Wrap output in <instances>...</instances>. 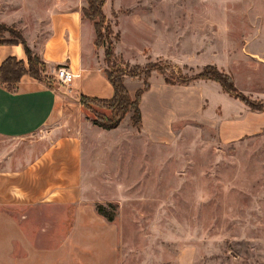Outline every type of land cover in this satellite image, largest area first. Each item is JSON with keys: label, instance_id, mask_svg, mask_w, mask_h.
I'll use <instances>...</instances> for the list:
<instances>
[{"label": "crops", "instance_id": "crops-1", "mask_svg": "<svg viewBox=\"0 0 264 264\" xmlns=\"http://www.w3.org/2000/svg\"><path fill=\"white\" fill-rule=\"evenodd\" d=\"M87 6V0H0V23L21 32L46 64L48 76L63 66L76 75L70 86L54 79L49 85L30 75L14 88L0 81V137L20 145L30 142L29 149L16 157L17 167L0 171V264H120L123 241L117 224L97 210L98 205L113 203L123 207L127 201L125 175L114 166L118 150L123 157L127 142L170 145L181 134V126L191 123L216 127L227 141L264 132V112L242 106L213 81L186 86L151 82L141 99L140 129L124 131V122L114 130L94 125L81 97L110 100L114 89L103 50L95 47L94 24L83 17ZM103 11L113 17V0H107ZM134 21L139 23L138 18ZM167 24L163 25L168 30L161 33L162 51L147 47L143 56L193 68L216 65L234 78L232 67L239 61L228 37V42L222 36L215 43L208 38L215 30L205 29L199 34L207 37L196 42L195 37L183 38L193 28L182 34L183 28L175 32ZM224 29L219 33L228 36L229 26ZM185 40L194 45L191 54L176 48ZM120 44L116 56L131 63ZM167 44H175L179 54L170 49L165 55ZM261 51L251 44L242 46V55L252 66L263 65ZM10 57L27 66L22 45L0 46V67ZM125 85L134 98L143 82L127 78Z\"/></svg>", "mask_w": 264, "mask_h": 264}, {"label": "rangeland", "instance_id": "rangeland-1", "mask_svg": "<svg viewBox=\"0 0 264 264\" xmlns=\"http://www.w3.org/2000/svg\"><path fill=\"white\" fill-rule=\"evenodd\" d=\"M113 10V17L107 18L104 25V39L115 48L121 41V51L131 60L130 63L122 59L123 62L142 67L151 63L163 69L159 72L154 68L148 76L149 83L165 82L172 75L177 79H192L207 66L217 67L193 68L143 56L142 51L147 47L162 51L161 33L168 30L164 23L175 32L183 28L182 34L190 33L187 29H195L183 38L195 37L196 42L207 37L199 32L215 30L208 38L213 37L215 43H220L222 36L225 40L228 37L239 61L232 67L238 92L249 100L264 101V61L262 66L256 63L252 66L242 55L244 44L261 48L264 54V2L113 0ZM5 26L13 27L20 35L16 27ZM228 26V36L219 33ZM0 35L13 38L7 31ZM174 45L163 48L165 55L170 49L172 54H179L174 52ZM193 47L185 40L176 48L191 54ZM100 49L106 64L105 47ZM146 53L149 55V51ZM131 79L143 83L146 80L145 75ZM198 81L210 80L200 79L192 84ZM228 95L249 108L240 99ZM88 106L90 110L85 112L91 119L95 116L92 110L99 115L113 116L105 105ZM133 115L130 111L121 121L124 122L122 130L132 128ZM180 132L177 140L167 146L127 142L123 157L118 156L119 150L116 152L114 166L125 175L128 197L123 207L118 203L104 207L115 213L112 222L117 224L123 241L119 242V263L264 264V132L234 141L223 139L216 127L205 123L182 125ZM29 143L20 145L0 137V171L17 167L16 157L29 149Z\"/></svg>", "mask_w": 264, "mask_h": 264}, {"label": "trees", "instance_id": "trees-1", "mask_svg": "<svg viewBox=\"0 0 264 264\" xmlns=\"http://www.w3.org/2000/svg\"><path fill=\"white\" fill-rule=\"evenodd\" d=\"M87 3L88 7L83 9V17L94 24L96 30L95 47L97 49L105 47V61L109 67V70H106V74L114 89V97L110 100H104L82 96L80 99L81 104L83 108L88 111L90 110L88 105L92 103H100L112 110V117L99 115L93 110L91 113L95 114V116L92 119L88 116L94 125L102 129L113 130L118 128L122 123L121 121L130 111L134 112L132 125L139 129L142 126V113L140 108L141 99L143 94L151 88V83L148 82V76L154 68L157 69L158 67L156 65H152L151 63L145 67L131 66L123 62L122 59H119L115 54V46L113 43H108L103 36L104 25L107 21L103 8L107 3V0H87ZM5 31L9 32L13 38L6 39L4 36L0 35V46L22 45L25 49L28 63L26 66L25 62L17 60L13 57L5 60L0 67L1 83L14 88L20 83L21 78L24 75H30L34 79L52 85L54 78L46 74V64L28 47L27 42L21 33L20 35L16 34L13 27H6L5 25L0 24V33ZM117 40H119V36ZM106 42L108 43L107 45H105ZM118 62L120 64H117ZM158 71L163 72V69L158 68ZM142 75H145L146 79L143 83V87L139 89L135 97L132 98L125 85V80L127 77L139 78ZM200 79L218 83L225 93L240 99L243 103L249 106L252 111L264 112V101L261 100L257 102L246 98L243 94L238 92L235 86L234 78L229 74L220 72L215 66L205 67L202 73L192 79H177L172 75L166 79L165 83L168 85L186 86L192 84L193 81ZM110 206L113 207L112 205ZM97 210L98 213L107 218L108 221H114L115 213L108 212L106 207L99 205Z\"/></svg>", "mask_w": 264, "mask_h": 264}, {"label": "built area", "instance_id": "built-area-1", "mask_svg": "<svg viewBox=\"0 0 264 264\" xmlns=\"http://www.w3.org/2000/svg\"><path fill=\"white\" fill-rule=\"evenodd\" d=\"M54 81L61 86H70L75 80L76 75L69 72L66 67H59L54 71L52 75Z\"/></svg>", "mask_w": 264, "mask_h": 264}]
</instances>
